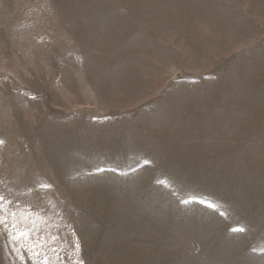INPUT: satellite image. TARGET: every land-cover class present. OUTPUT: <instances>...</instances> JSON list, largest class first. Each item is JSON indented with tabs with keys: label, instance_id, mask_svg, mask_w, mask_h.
I'll use <instances>...</instances> for the list:
<instances>
[{
	"label": "rangeland",
	"instance_id": "rangeland-1",
	"mask_svg": "<svg viewBox=\"0 0 264 264\" xmlns=\"http://www.w3.org/2000/svg\"><path fill=\"white\" fill-rule=\"evenodd\" d=\"M0 264H264V0H0Z\"/></svg>",
	"mask_w": 264,
	"mask_h": 264
},
{
	"label": "snow or ice",
	"instance_id": "snow-or-ice-1",
	"mask_svg": "<svg viewBox=\"0 0 264 264\" xmlns=\"http://www.w3.org/2000/svg\"><path fill=\"white\" fill-rule=\"evenodd\" d=\"M3 198L2 197H0V200H2ZM0 207H2V206H0Z\"/></svg>",
	"mask_w": 264,
	"mask_h": 264
}]
</instances>
